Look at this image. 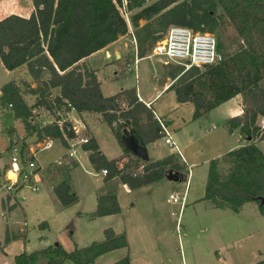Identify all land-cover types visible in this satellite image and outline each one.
<instances>
[{"label":"trees","instance_id":"obj_1","mask_svg":"<svg viewBox=\"0 0 264 264\" xmlns=\"http://www.w3.org/2000/svg\"><path fill=\"white\" fill-rule=\"evenodd\" d=\"M28 16L10 13L0 20V61L9 71L24 69L35 83L27 81L29 93L37 99L29 106L20 81L11 78L1 86L2 105L12 104L16 117L23 121L27 133L39 137L62 139L58 126L50 124L33 130L31 119L35 107L52 111L69 102L77 111L101 113L122 149V154L107 159L100 153L90 133L83 147L93 168H106L105 180L118 177L129 189H137L166 177H178L187 165L173 153L156 160H141L127 150L123 141L124 126L129 127L146 145L162 138L163 133L153 109L138 99L136 87L125 88L104 96L94 69L84 59L117 40L130 35L129 25L120 14V0H31ZM130 26L136 40L137 56L145 57L168 26L182 25L196 31L213 32L228 23L239 41L232 52L223 53V60L205 66L204 70L170 66L167 77L172 82L178 102L194 105L193 119L207 113L236 95L242 98V113L230 117L228 130L238 128L249 139L208 163L204 200L216 207L238 212L243 204L254 201L264 215V154L257 142L264 140V127L257 119L264 117V0H131ZM218 49L221 50L217 40ZM46 77H43V75ZM24 146V145H23ZM140 161L143 166L140 167ZM72 163V162H71ZM68 164H50L46 176L53 181V191L64 207L78 200L68 179ZM187 172V171H186ZM120 211L116 190L97 199L93 216ZM104 237L90 244L66 250L61 244L25 251L15 256V264H92L97 257L119 248H126L125 231L107 227ZM6 235V241H9ZM111 264H130L125 255ZM254 264H264V259Z\"/></svg>","mask_w":264,"mask_h":264},{"label":"rangeland","instance_id":"obj_2","mask_svg":"<svg viewBox=\"0 0 264 264\" xmlns=\"http://www.w3.org/2000/svg\"><path fill=\"white\" fill-rule=\"evenodd\" d=\"M11 8V5L7 4L5 6H0V18L11 11ZM22 11H24V8ZM210 33L214 34L217 40H219L222 53L232 52L238 44L239 37L233 26L228 23L218 26ZM120 42H126L123 58L119 61L112 54L110 59L112 62L117 63L119 69L125 68L123 71L129 69L130 71H127V73L115 84L118 86H129L135 83V72L132 68L134 60L132 38L131 36L123 35ZM102 56L105 57L108 55L104 52ZM117 58H119V56ZM131 58H133V60H131ZM98 65L104 67L106 63L99 62ZM175 65L177 64H165L159 61L157 57H146L139 60L137 64L138 85L159 86L158 82L163 79L170 81L166 76L167 70L170 66ZM201 69L204 70L205 68L202 67ZM14 76V78L21 83L20 87L24 91V99L28 105L32 106L35 98L28 92V87L22 85V81H27L31 85L34 82L24 69L17 70ZM43 77H46V75L44 74ZM6 78L5 71L0 63V86L6 81ZM169 94L170 93L160 100V103L162 105L165 104L167 107L169 106ZM0 108L2 109V112L0 109V124L4 123V117L5 119H10L16 124L17 136L22 135L24 131L23 123L19 120H14L11 113V111H13L12 107L1 104ZM32 113L33 118L30 121L31 125L34 127L33 130H41V127H43L42 120L50 117L48 112L43 108L35 107ZM189 115L188 109H184L181 113L184 119L189 118ZM212 118V120L216 122L213 123L216 128L212 131H208L207 127L210 126V121L207 119L200 121L204 131L200 133V135L198 133L195 134V143L191 146L193 148H202V152L199 155V159L202 162L215 151H219L223 147L222 142L224 140L223 136H221L222 117L220 114L214 113ZM263 118L264 117L261 116L257 119V124L259 126L262 125ZM196 124L197 123L194 122L193 126ZM108 126L109 125L103 124L101 127L102 130L100 131L103 137L101 145L107 157H114L120 153L121 147L120 144L117 143L118 141L116 142L115 137L112 136ZM229 138L235 141L238 135L234 134ZM46 140L47 138L45 136L42 138L36 136L32 143L35 148L39 149L45 144ZM127 140L129 145H132V140H136L135 135L132 134L131 140ZM18 143L22 144V140ZM159 146L156 148H159ZM167 147L166 145V148ZM259 148L264 149V142L260 144ZM61 151H63V147L60 144H56L51 149L40 150L38 157L42 159V164H45L46 161L52 159ZM176 157L183 161L177 155ZM207 166V163H203L202 166H199V169L194 171L193 175L188 177L189 190L187 194V204L179 214L177 213L179 204L171 202L169 194L174 191L182 193L187 181L186 171L188 168L186 171L181 172L178 177L168 174L163 179L152 184L151 192H148L146 189L129 190L126 186L121 184L116 186L115 189L117 197L122 205V210L120 214H116L109 218V225L107 227H121V230H125L126 234L128 232L130 239V242L128 239V250L136 257L137 264H147L154 260L151 257L146 258L142 253L141 236L143 235L145 237L143 244L148 247H154L156 244L161 246L164 251L161 260L164 264H249L246 263L247 261L245 259L251 249L247 246L248 243L245 242L244 238L250 231L253 233V230L255 232L254 236L257 238L258 249L264 251V215H262L259 210L256 211L255 219L254 217L249 219L247 215L248 219L253 223L252 225H243L241 228L239 226L233 227L222 221L219 210L212 208L207 201L200 198L205 190ZM94 172L93 170H91V172L84 171L83 168H77L72 172L76 195L78 196L80 194L86 197L83 198V204L88 200L87 193L90 189L99 190L103 186V182L95 177ZM169 179L177 181L170 182L168 181ZM3 184L4 180L0 177V188ZM112 186L113 185H109L106 188H109L110 191L112 190L110 188ZM5 192L6 189H3L1 195L3 193L5 195ZM37 194L38 192L28 194L30 196L24 201V204L26 203V216L24 217L22 211H18L15 220H18L19 224H14V226H12V229L16 233L18 229L22 230V228H26L25 233L23 231H18V236L10 238L7 242H4V240H6L4 237L6 235L5 224H7V218L2 217L1 212L3 207L0 206V243L2 247L4 246V249L0 248V264H15V256L20 252L24 250L32 252L35 249L37 250L44 247L46 243L49 242L51 244L59 243L66 250H73L76 246H82L86 241H89L91 235L99 232V228L103 225L104 221L99 220L96 225L92 226V232L94 233L88 235L85 233L86 229L90 226L86 224L88 221L86 219L75 218V215L72 214L59 226L58 220L54 221L53 219L60 206L58 198L54 197L55 199H52L50 205H44L42 202L39 203L38 199H29L31 196L36 197ZM152 199H154L155 202L152 201L150 207L149 201ZM256 204L257 203L254 201H249V203L242 208L243 213H253L258 205ZM24 220H26V225L25 227H21L24 225ZM42 220L51 221L52 227L45 228V230L38 228V221ZM40 226L42 227V224H40ZM7 234L9 235V231H7ZM38 234L44 235L41 241L36 238ZM46 239L49 242H47ZM73 240H75V244ZM121 252L122 251L114 250L107 253L104 263L111 264L115 262L119 259L117 257L121 256ZM251 253H254V251L251 250ZM41 262L42 261H39L37 264H41ZM71 264L74 263L71 262Z\"/></svg>","mask_w":264,"mask_h":264},{"label":"crops","instance_id":"obj_3","mask_svg":"<svg viewBox=\"0 0 264 264\" xmlns=\"http://www.w3.org/2000/svg\"><path fill=\"white\" fill-rule=\"evenodd\" d=\"M146 1H147V3H149L153 0H146ZM6 4L11 5V7H12L11 11L4 14L0 18V20L10 13H16V14H20L23 16H28L32 10V7H33L31 0H2V1L0 0V6H3V5L5 6ZM23 8H24V11H22ZM126 36H130V35H126ZM122 37L123 36H120L114 42H112V43L108 44L107 46H105L104 48L94 52L93 54H91L90 56L85 58L84 62L86 63L87 66H89L90 68L95 70L96 75H97V77L101 83L100 88H101V91H102L104 96L113 95V94H115V93H117V92H119L125 88L136 87L138 99L153 109L155 117L156 116L160 117L165 122V124L168 126L169 130L172 133L173 139L179 145L181 152H182V155L184 157L183 161L185 162V164L187 165V168H188V170L186 169L187 170V181H186L185 186L186 185L188 186V177L193 175L194 171L196 169H199V166H202L203 163H207V165H208V163L211 159L219 157V156L223 155L224 153H226L227 151L234 149V148L246 143V141L248 139L245 138L241 134V132L238 128H236L232 131H229L228 126L226 124V121L230 117H233V116H236V115H239L242 113V98H239V97H241V95H239V94L232 97L231 99L219 104L218 106L214 107L213 109H211L207 113L203 114L202 116H200L196 119H193V112H194L193 103H191V102H178L177 101L174 91L168 89L169 85L172 82L170 77H167V78H169L170 81H167L166 79L159 81L158 82L159 86H139L138 85V74H137V70H136V72H135V83L134 84L129 85V86H123V85L118 86V85H116L115 83H117V81L120 78H122L127 73V71H130V69L123 71V69H125V68L119 69L117 63L112 62V60L110 59L112 54L119 61L123 58V56L125 54V49H126V42H120ZM104 52H106L108 56L103 57L102 55ZM118 56H119V58H117ZM133 56H134V53H133ZM146 57H148V56L141 57L139 60L146 58ZM131 60H133V58H131ZM99 62L106 63V65L104 67L99 66L98 65ZM0 63H1V61H0ZM131 63H132V61H131ZM138 63H139V61H138ZM1 65H2V63H1ZM2 67H3V65H2ZM3 69L5 71L7 78L5 79L6 81H4L2 83V85L5 82H7L9 79L15 77L14 73L16 72V70L15 71H9V70L5 69L4 67H3ZM120 70H121V72H120ZM1 86H0V89H1ZM31 87H35V83H33ZM168 93H170L169 94L170 95L169 96L170 97L169 98V106H168L169 108L167 106H165V104L162 105L160 103L161 98L164 97L165 95H167ZM30 95H33V94L30 93ZM0 96H1V91H0ZM33 96L35 98V100H34V103H35L37 96L36 95H33ZM0 107H1V101H0ZM184 109L189 110V114H190L189 116L190 117L187 119H184L181 116V113ZM44 110H46V109H44ZM1 112H2V109H1ZM11 113H12L14 120H19L23 123V121L20 118H18L14 115L13 111H11ZM214 113L220 114L222 117V119H221V121H222L221 136H223V140H224L222 142L223 147L219 151H215L212 155L207 157L202 162L199 159V155L202 152V148H193L191 146L195 143V139H194L195 134L198 133L200 135V133H202L204 131L202 129V125L200 124V121H203L204 119H207L210 121V126L207 127L208 131H212L213 129L216 128L215 125L213 124L216 122L214 120H212L213 119L212 115ZM79 114L85 119L86 123L88 124L89 133L97 141L100 153L104 154L105 157L109 160L116 158L122 154L123 148L121 146H120L121 147L120 153H118V155H116L114 157H109V156L107 157L106 154L104 153L102 145H101V140H103V137H102V132L100 130H102L101 127L103 124H106V122L103 120L101 113L82 111ZM3 122L4 123L0 124V135H2V136H0V145H1V147H0V177L3 179L4 172L8 168V161H9L8 152H9L10 147L13 145L20 146L24 156H27L30 158L34 154L39 166L42 167L39 170L41 181L39 183L38 190L36 192H31L27 188L23 189L19 193L18 202H13L10 200L7 201L6 199L9 197L7 196V192H5V195H4V193L1 195L2 190L4 189L1 186V188H0V195H1L0 196V206L3 207L2 212H1L2 217L7 218V222H6L7 224H5L6 235H8L7 231H9V235H10V236L8 235L9 238H12L14 236L15 237L18 236V234H19L18 231H20V232L23 231L25 233L26 228H22V230L18 229V231L16 233L12 229V226H14V224H19L18 220H15L16 214L18 211H22L24 214V217L26 216V214H25L26 213L25 212L26 203L24 204V201H26L28 196H30V195H28L29 193H37L38 192V194H37L38 196L37 195H36V197L31 196L29 199H31V200L32 199L33 200L38 199L39 203L42 202L44 205H50L52 199H55L54 197H56V195H55V193L53 191V187H52L54 182L50 181L49 178L46 176V170L50 164H53V163L57 164V163H55V161L58 158L62 157V163L66 164V165L68 164V166H69L68 179H69V182L71 184L72 191H73V193H75V195H76V191H75L76 189H75V186L73 183L72 172L77 168H83L84 171H87V172H91V170L95 171L94 172L95 177L100 179L103 182V186L99 190L98 189L97 190L96 189H90L87 193L88 200L86 201L85 204H83L82 201H83V198H86V197L83 195H80V194L78 196L76 195L78 197V200L75 203H73L72 205L67 206V207L62 206L60 201L58 200L60 206H59L57 212L55 213L56 215L54 216L53 219H54V221L58 220L59 226L62 225L64 223V221H66L68 216H71L72 214L75 215V218L86 219L88 222H86L85 220L84 221L86 222L87 225H90L89 228H87L85 231V233L88 235L94 233V232H92V229H93L92 226L96 225L99 220L104 221L103 225L99 228V232H96L95 234L91 235V237L89 238V241H86V243H84V245H82V246H80V245L76 246V248L86 246V245L90 244L92 241H98V240L103 239V237H104L103 231L109 225V218L115 216L116 214H120V212L122 210V205H121L120 200L117 197V193H116V197H117L119 206H121L120 211L118 213L110 214V215L93 216V213L95 212L96 207H97V199L99 196L105 195L109 191V188H106L109 185H113L112 187H110L111 189H115L116 186H119V184L124 185V186H126V185L121 183V181L119 180L118 177H113L110 180H105V176H103L100 173V169L97 170V169L93 168V166L90 163L89 158H88L89 152L87 150H85L83 146H81L80 149L78 150L77 158H69V157L64 155L66 152V144L63 143V141L49 137V136H45L47 138V140L52 139V141H53L52 146L49 148H42L41 147V148L37 149L34 147V145L32 143L34 137L38 136L36 131L32 132V133H27L25 126L23 124V126H24L23 134L17 136L16 124H14L15 122H13L12 120L7 119V118L5 119V117L3 118ZM194 122L197 123L195 126H193ZM119 124H120L121 128L123 129V141H124L125 147L134 156L141 158V160H144L145 158L141 157L139 154L135 153V151H134L138 147H143L144 155L146 157L145 160H156V159L162 158L168 154L173 153V151L170 147L166 148V145L164 144V141L162 138L157 139L151 143L144 145L141 143V140L139 139V137L129 127L123 125L124 122L122 120L119 121ZM108 128L111 131L112 136L115 137L111 127L108 126ZM132 134L135 135L136 140H132L133 141L132 145H129V142L127 139L131 140ZM234 134L238 135V138H236L235 141H233L232 139L229 138ZM115 139H116V137H115ZM21 140H22V144H19L18 142ZM116 142H117V139H116ZM263 142H264V140L258 141L257 142L258 147ZM56 144H60L63 147V151L59 152L52 159L46 161L45 164H42L43 163L42 159L38 157L40 150L51 149ZM159 145H161V146H159ZM157 146H159V148H156ZM261 149H262V152L264 154V149L263 148H261ZM174 155H176V154H174ZM57 165H60V164H57ZM207 172H208V166H207ZM169 175H172V172H170ZM168 181L171 182V181H177V180L169 179ZM205 181H206V179H205ZM156 182H158V181H156ZM156 182H153V183L148 184V185H144V186L137 188V189H146L148 192H151V190H152L151 186H152V184H154ZM129 190H135V189H129ZM188 190H189V188H187V194H188ZM203 195H204V193H203ZM203 195H202V197H200L201 199L203 198ZM154 199L149 201V205L151 204L152 201L155 202ZM204 201H207L212 208L219 210L220 214L222 216V221L224 223H226L227 225H230L233 227L239 226L241 228V226L243 227V225H252L253 223L249 219L251 217H254V219H255L256 211L259 210L258 205L256 204L257 205L256 210L253 211V213L248 212L247 214H244L242 208L246 204H248L249 202L243 204V206L240 208V210L238 212H234L227 207H216L209 200H204ZM15 203H18V204H15ZM186 204H187V197H186L185 205ZM150 207H151V205H150ZM3 211H5V212H3ZM5 213H6V215H5ZM247 215L249 216V219H248ZM24 221L26 222V220H24ZM91 223H94V224H91ZM40 224H42V227L40 226ZM37 225H38V228H41L42 230H45V228L52 227L51 221H47V220L38 221ZM21 227H25V226L22 225ZM113 229L117 233L122 231L121 227L113 226ZM12 230H13V232H12ZM254 234H255L254 230H253V233H251V231H250L244 238L245 242L248 243L247 246H249L250 249L254 251V253H251V250H250V253L246 255L245 260L247 261L246 263H249V264L250 263L253 264L259 260L264 259V251H261L258 249L257 238H256V236H254ZM6 235L4 237L5 239H6ZM126 236H127V240H128L129 239L128 232H127ZM43 237H44L43 234L36 235V238L40 241ZM144 240H145V237L143 235V236H141L143 255L146 258L151 257L154 259L152 262L150 261L147 264H164V262L161 260V257L164 254V251L161 248V246L156 244L154 247H152V246L148 247L147 245L143 244ZM5 241L6 240H4V242ZM46 241H47V239H46ZM47 242H49V241H47ZM73 242L75 244V240H73ZM129 242H130V239H129ZM48 245H53V244H51L50 242L46 243V245L42 248H45ZM0 248L4 249V246L2 247L1 243H0ZM42 248H40V249H42ZM115 250L122 251L121 256H119L117 258H121L125 255H128V256L130 255L129 256L130 257V264H137L136 259H135L136 257L130 253V250H128V246L126 248H119V249H115ZM24 251L27 253H30L26 250H24ZM112 251H114V250H112ZM112 251H110V252H112ZM107 253H109V252H107ZM107 253L97 257L92 264H105L104 259H105V255H107ZM67 264H71V262H67Z\"/></svg>","mask_w":264,"mask_h":264},{"label":"built area","instance_id":"obj_4","mask_svg":"<svg viewBox=\"0 0 264 264\" xmlns=\"http://www.w3.org/2000/svg\"><path fill=\"white\" fill-rule=\"evenodd\" d=\"M131 0H120L117 3V8L127 21L129 25V33L132 38L134 49L133 70L136 72L137 63L139 57L137 56L136 40L133 35L129 16L131 10L129 9V3ZM148 57H157L159 61L168 64L174 63L183 66L184 70H187L193 66L202 68L209 65H214L223 60V53L218 49L217 38L214 34L207 31H196L190 27L172 24L168 26L162 37L158 39L153 45ZM12 107V104H8ZM49 114V118L42 120V125L47 126L50 124L58 126L62 139L66 144L65 156L69 158H77L78 150L81 146L89 142V126L85 119L79 114L69 102L65 103L61 107H55L52 112L46 110ZM162 129V139L164 144L170 147L174 154L180 159H184L179 145L172 137V133L169 130L165 122L157 117ZM264 127V118L262 119V125ZM52 139H48L42 148H49L52 146ZM8 168L3 175V188L6 189L7 201L17 202L19 193L23 189L27 188L31 192L38 190L41 177L39 170L42 168L39 166L34 154L29 158L24 156L22 149L18 145L10 147ZM55 163L61 164L62 157L58 158ZM143 166L140 161V167ZM100 173L105 176L108 171L106 168H101ZM186 185L181 192H171L169 199L175 204H179L177 213L179 214L186 203L187 197ZM26 222H24V226Z\"/></svg>","mask_w":264,"mask_h":264},{"label":"water","instance_id":"obj_5","mask_svg":"<svg viewBox=\"0 0 264 264\" xmlns=\"http://www.w3.org/2000/svg\"><path fill=\"white\" fill-rule=\"evenodd\" d=\"M247 139H249V137H247ZM135 151V153H137V154H139L141 157H144L145 159H146V157H145V155H144V150H143V147H138L137 149H135L134 150ZM143 158V159H144ZM144 159V160H145ZM262 204H264V199H262ZM57 243H55V245H56Z\"/></svg>","mask_w":264,"mask_h":264}]
</instances>
